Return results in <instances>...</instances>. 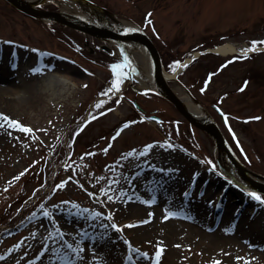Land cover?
<instances>
[{"label": "rangeland", "instance_id": "374dc122", "mask_svg": "<svg viewBox=\"0 0 264 264\" xmlns=\"http://www.w3.org/2000/svg\"><path fill=\"white\" fill-rule=\"evenodd\" d=\"M93 1L113 20L142 28L167 73L195 51L224 42L235 46L237 54H201L179 71L181 83L169 84L180 94L188 89L211 112L236 159L263 180L264 49L233 57L251 41L264 40V0ZM60 2L69 3L49 0L42 7L61 10ZM127 53L128 75L119 91L105 97L101 93L114 78L110 65L124 59L115 42L30 17L0 0V112L33 129L26 133L0 119V264H66V255L74 264H152L157 244L163 247L159 264H264L262 241L236 231L246 215L229 203L241 190L200 181L204 175L224 181L212 138L151 87H142L138 76L147 59L135 44ZM212 103L227 114L225 125ZM150 113L161 119H149ZM129 121L134 123L112 139ZM146 144L152 148L144 154ZM157 164L161 172L150 169ZM257 203L264 214V203ZM109 212L122 231L100 226L111 223ZM252 216L249 223L257 222L258 212ZM216 236L236 240L229 247ZM126 241L141 252L129 257ZM69 244L83 248L79 257Z\"/></svg>", "mask_w": 264, "mask_h": 264}, {"label": "water", "instance_id": "95a60500", "mask_svg": "<svg viewBox=\"0 0 264 264\" xmlns=\"http://www.w3.org/2000/svg\"><path fill=\"white\" fill-rule=\"evenodd\" d=\"M7 1L28 15L34 17H45L47 19L57 21V23H63L65 25L77 28L78 30L84 31L85 33L91 34L99 39H133L144 44L149 50L151 59L153 61V70L156 79V91L172 102L177 110H179L180 113L187 118V120H189L196 127L206 130L214 138L219 151H222L228 157V159H230L235 164L240 175L247 181L249 186L255 190L264 192V183L250 179V177L247 176V170L241 164H239L237 159H235L231 149H229L225 139H223L224 137L222 136L220 130L217 129L218 127L213 119H211L210 116H208L206 119H200L199 117L193 116L189 110H187L182 100H180V98L173 92L171 87L168 85L167 80H165V77L163 76L159 54L157 50H155V46L151 40H149L148 36L141 30L124 33L115 29L107 18V11L99 5L90 2L89 0H71L78 4L80 9L92 19V21L89 22L87 20L75 22L74 20L69 19V15L60 11L37 8L36 5L44 3L46 0H35L32 2L27 0Z\"/></svg>", "mask_w": 264, "mask_h": 264}, {"label": "bare ground", "instance_id": "6f19581e", "mask_svg": "<svg viewBox=\"0 0 264 264\" xmlns=\"http://www.w3.org/2000/svg\"><path fill=\"white\" fill-rule=\"evenodd\" d=\"M60 8L62 10V12L64 13H69L71 15H74L76 17H81V13L79 12V9H77L76 6H74L71 3H66V2H60ZM115 22V24L120 25L123 24V21L120 20H113ZM125 46L128 47L129 49H131L132 43L130 41H125L124 42ZM262 49H264V45L260 46ZM140 50H142L143 55L146 57L147 59V67L146 69L142 70V72L139 74L138 78H139V82L140 85L142 87H154L155 86V81H153V75H152V70L150 68V63L148 60V54L146 52V50H144V48L142 46H139ZM214 51L219 52L221 54H227V53H232L235 51V46H233L232 43L230 42H224L222 44H219L217 46L214 47ZM188 59H186L185 61H187ZM66 72H63L61 75V77H63L64 81H66V79L68 78V75H66ZM165 77H174V72L173 73H164ZM5 88V87H3ZM10 92L18 94L19 91L17 90V88H11ZM179 97L181 98L180 100L183 101V103L185 104V106L187 107V110H189L193 115L195 116H202L204 114V110L203 108L195 103L194 101L191 100V98L187 95V92L185 94H180L178 93ZM220 161L223 163V166L225 168V170L229 173V176L232 178L231 180H234L237 182V184L241 187H245V181L240 179V176L238 175V173H236V169L235 167L232 165V162L229 161L222 153H220V157H219ZM157 166V167H156ZM156 166H152L150 169H155L154 171H160V167H158V164ZM144 172V169L143 171ZM248 176L250 177V179H256V180H260L262 182H264V180L257 178L255 175L250 174L249 172H247ZM149 175V173H141L139 174V176H147ZM136 177V176H135ZM201 182L204 181L206 182V186L207 185H223L226 181L223 182H216L212 181L211 179H209L208 177H206L205 175L202 177V179L200 180ZM202 185L200 184V187ZM206 189V188H205ZM220 195V190H217V196ZM231 202L229 203L230 206L231 204L234 206V212L236 213V211L238 210V206H240L241 201L245 203V209H242V212L245 213V220L242 221V223H238V225H240V227H238V231L240 234L246 235V237L251 238L252 241H254L255 243H259V241H262V243L264 244V241L261 240L262 237H264V230H262L259 227V219L261 221H264V214H263V210L262 212L259 211L258 207L260 206L257 202H253L251 201V199L249 198V196L247 195V193H243V192H239V193H235L232 194L231 196ZM237 203L238 206H236ZM228 204V205H229ZM232 207V206H231ZM256 212H258L257 217H254L253 220H257L254 221L253 223H249V220L251 217L253 218L252 214H254ZM229 223V222H228ZM231 223V222H230ZM236 240L232 239V237L230 238H224V237H217L216 236V241L219 242H225L226 245H228L229 247L233 246V244L231 245L232 242H234Z\"/></svg>", "mask_w": 264, "mask_h": 264}, {"label": "snow or ice", "instance_id": "6c2138e0", "mask_svg": "<svg viewBox=\"0 0 264 264\" xmlns=\"http://www.w3.org/2000/svg\"><path fill=\"white\" fill-rule=\"evenodd\" d=\"M149 16H151V13L148 14ZM148 23H151V20L148 21ZM138 29H135V28H131V27H126L123 29L124 32H133V31H137ZM9 43H11V41H9ZM261 44H264V40H260V41H257V40H253L251 41L250 43V46L249 47H246V48H243L241 49V53L242 55L240 57H233V59H245L247 58V54L250 52V51H255L257 50V47L258 45H261ZM226 63H228V61H226ZM174 64H180V61H174ZM225 65H221L220 67L223 68ZM110 67L112 68V71H113V80L111 82V86L107 89V91L101 93V95L107 97L108 96V93H114V92H117L119 91L122 83H123V79L128 75V72L125 70L126 68L128 67H131V61L128 59L127 56L124 57L123 61L121 62H118V63H113L112 65H110ZM134 70V69H133ZM33 72H39V71H42V69L40 68H33L32 69ZM212 75L213 74H209V77L207 80H205L204 82V85L205 87L204 88H201V91H204L205 88H207L208 86V83L209 81L211 80L212 78ZM248 84V81H245L244 82V85L242 86V88L240 90H243V87L247 86ZM106 101L105 100H99L95 105H94V108L95 109H100L101 108V105L105 104ZM117 103H119V101H117ZM105 111H111V109H105ZM99 115H103L104 113L103 112H100L98 113ZM96 117L95 116H91L90 114V119H95ZM225 121H227L228 117H227V114H225ZM0 119H2L5 123L8 124L9 127H13V128H16V129H19L23 132H26V133H31L33 131V129L29 126H26L25 124L21 123L20 121L16 120V119H13L9 116H7L5 113L3 112H0ZM247 119H260V117H248ZM84 123H87V121H85ZM130 123H134V121H129V122H125L124 125L122 126L121 129L117 130L115 135L112 137V139H115L117 136H119L121 134V131L124 129V128H127L129 126ZM2 126V125H0ZM80 129H77V131H79ZM233 135L235 136V133H233ZM237 143H239V141H237ZM152 148V145L151 144H146L144 145V154H147V152ZM135 149L131 150L129 152V155H134L135 154ZM241 151H243V149H241ZM211 163V161L209 162ZM213 168L215 167V165L213 164L212 165ZM221 175H223V173H220ZM64 186V181H61L59 187H63ZM239 186V185H238ZM101 193H104L105 192V189H101L100 190ZM110 191V189H109ZM246 193L247 195L252 198L253 200L259 202V203H264V194H261L257 191H254V190H251V189H247L246 190ZM92 195H95V193H92ZM114 197L113 196H108V199L109 200H112ZM145 203H153L154 201L153 200H147V201H144ZM67 203H70V204H74L75 202H67ZM77 207H79L77 205ZM46 216H49L51 215V213L45 211L44 213ZM178 213L176 212H171L169 211L168 212V216H175L177 215ZM94 216H99V217H103L105 214L102 213V212H95L93 213ZM107 218L109 221H111V223L109 224H104L103 221L101 222V227H105V228H112V229H116L117 231H122L123 230V226L116 223L114 220H113V217H112V213L109 212L107 213ZM165 219H167V216L165 217ZM137 224L139 223H146V221H136ZM129 227L133 226L131 223L128 225ZM227 231V229H226ZM105 235H107V233H105ZM126 243H128L129 245V248L131 249V251L129 252V257L132 256V253H140L141 250L139 248H135L131 245L130 242L126 241ZM68 248L69 249H72V252L77 256L79 257L80 256V253L83 251V248L82 247H77V248H72V245L69 244L68 245ZM163 252V247L160 245V244H157L156 245V250L154 252V255H153V259H152V264H159V260H160V257H161V254ZM142 256L144 257H148L149 256V253L148 252H143L142 253ZM237 259H240L239 257ZM65 260H66V264H74L73 260L70 259L67 255L65 256ZM212 264H219V261H213Z\"/></svg>", "mask_w": 264, "mask_h": 264}]
</instances>
